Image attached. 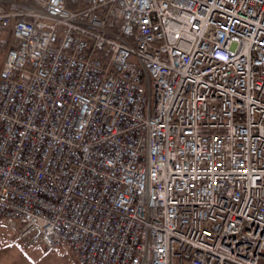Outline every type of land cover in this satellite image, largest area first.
I'll return each mask as SVG.
<instances>
[{
  "label": "built area",
  "instance_id": "2783aa9c",
  "mask_svg": "<svg viewBox=\"0 0 264 264\" xmlns=\"http://www.w3.org/2000/svg\"><path fill=\"white\" fill-rule=\"evenodd\" d=\"M0 221L79 264H264V0H0Z\"/></svg>",
  "mask_w": 264,
  "mask_h": 264
},
{
  "label": "rangeland",
  "instance_id": "374dc122",
  "mask_svg": "<svg viewBox=\"0 0 264 264\" xmlns=\"http://www.w3.org/2000/svg\"><path fill=\"white\" fill-rule=\"evenodd\" d=\"M4 52L0 53V68ZM9 226L0 221V244L12 246L10 253L14 264H78L65 243L59 242L51 248L38 245L30 249L18 240L15 231L9 229Z\"/></svg>",
  "mask_w": 264,
  "mask_h": 264
},
{
  "label": "crops",
  "instance_id": "0c3cea01",
  "mask_svg": "<svg viewBox=\"0 0 264 264\" xmlns=\"http://www.w3.org/2000/svg\"><path fill=\"white\" fill-rule=\"evenodd\" d=\"M11 248L12 246L10 244H0V264H14L12 260L13 256L10 253Z\"/></svg>",
  "mask_w": 264,
  "mask_h": 264
},
{
  "label": "trees",
  "instance_id": "16d2710c",
  "mask_svg": "<svg viewBox=\"0 0 264 264\" xmlns=\"http://www.w3.org/2000/svg\"><path fill=\"white\" fill-rule=\"evenodd\" d=\"M11 30L0 24V53L4 52L10 43ZM79 264V263H78Z\"/></svg>",
  "mask_w": 264,
  "mask_h": 264
}]
</instances>
